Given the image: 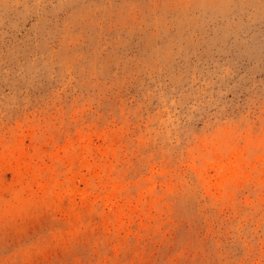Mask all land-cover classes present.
<instances>
[{
  "label": "rangeland",
  "instance_id": "rangeland-1",
  "mask_svg": "<svg viewBox=\"0 0 264 264\" xmlns=\"http://www.w3.org/2000/svg\"><path fill=\"white\" fill-rule=\"evenodd\" d=\"M0 264H264V0H0Z\"/></svg>",
  "mask_w": 264,
  "mask_h": 264
}]
</instances>
